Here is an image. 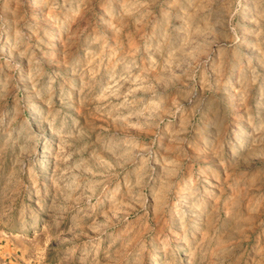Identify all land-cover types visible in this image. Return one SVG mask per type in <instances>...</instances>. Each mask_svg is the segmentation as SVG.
<instances>
[{
	"label": "clouds",
	"instance_id": "obj_1",
	"mask_svg": "<svg viewBox=\"0 0 264 264\" xmlns=\"http://www.w3.org/2000/svg\"><path fill=\"white\" fill-rule=\"evenodd\" d=\"M0 224L17 264H264V0H0Z\"/></svg>",
	"mask_w": 264,
	"mask_h": 264
},
{
	"label": "rangeland",
	"instance_id": "obj_2",
	"mask_svg": "<svg viewBox=\"0 0 264 264\" xmlns=\"http://www.w3.org/2000/svg\"><path fill=\"white\" fill-rule=\"evenodd\" d=\"M138 42L139 41L136 37H133L132 40H128L127 38H125L124 47L127 51L130 52L133 49L134 45L137 44ZM110 199L117 204L121 199V195L118 191H116L115 187H113ZM153 215H155V213ZM157 223H159L161 227L164 228V230H167L166 227H164L168 224L167 215L165 214L163 216V219L159 221H157L156 219H152L150 221H141L139 218H135L132 228L137 232V234H140L141 229H148L149 227L154 226ZM5 228L6 225L0 224V264H17V261L16 259H14V257L19 255L26 259V255L24 250H22L18 246H14V242L18 245L20 237L13 236L10 238L8 233L5 231ZM39 259L40 260L45 259L43 250H41L39 253Z\"/></svg>",
	"mask_w": 264,
	"mask_h": 264
}]
</instances>
